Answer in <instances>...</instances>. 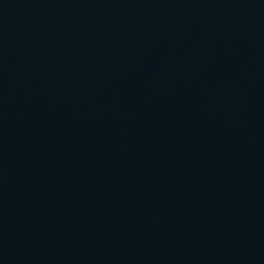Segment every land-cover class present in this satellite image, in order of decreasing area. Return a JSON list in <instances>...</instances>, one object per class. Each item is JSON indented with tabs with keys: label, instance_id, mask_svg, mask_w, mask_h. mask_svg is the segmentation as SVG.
Returning a JSON list of instances; mask_svg holds the SVG:
<instances>
[{
	"label": "water",
	"instance_id": "95a60500",
	"mask_svg": "<svg viewBox=\"0 0 264 264\" xmlns=\"http://www.w3.org/2000/svg\"><path fill=\"white\" fill-rule=\"evenodd\" d=\"M0 264H264V0H0Z\"/></svg>",
	"mask_w": 264,
	"mask_h": 264
}]
</instances>
